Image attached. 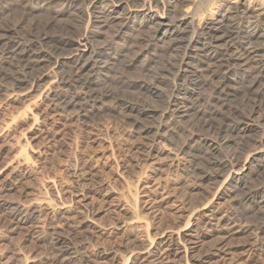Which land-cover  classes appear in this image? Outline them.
I'll use <instances>...</instances> for the list:
<instances>
[{
    "label": "bare ground",
    "instance_id": "6f19581e",
    "mask_svg": "<svg viewBox=\"0 0 264 264\" xmlns=\"http://www.w3.org/2000/svg\"><path fill=\"white\" fill-rule=\"evenodd\" d=\"M16 10H20L17 11L20 15L15 13ZM36 10H42L49 16L45 23L42 21L43 25L32 17ZM13 11L20 16L18 21H12ZM64 16L78 24L72 22L69 25L66 18L63 20ZM0 23L7 24L0 29V97L16 93L20 98L22 92H26L28 97L35 94L40 100L51 101L63 110L75 111L83 120L102 111L112 112L130 124L132 129L151 119L149 125L145 122L142 125V133L150 138L151 147L167 142L175 144L177 122L186 120L190 130L185 125L180 131L189 132L188 139L186 133L183 136L178 134L187 140L178 139L179 142H176L178 151L187 158L185 167L201 183L214 185L219 188L218 191L224 190L221 195L233 202L234 223H241L248 217L257 218L253 226L256 237L247 247L252 252L260 251L264 259V183L257 186L251 184L253 178L264 174V0H0ZM58 24L62 25V32H70L76 27L79 29L72 38H49L48 29ZM147 31L152 33L150 40L144 39L153 41V47L163 44L168 46L163 51L165 54H174L175 57L168 54L172 56L171 61L168 60L171 63L165 61L170 73L174 72V77L168 81L169 74L165 75L167 78H161L153 76L156 73L152 72L154 78L151 82L150 76L149 83L145 80V84L137 86L146 93L157 94L161 100V109L155 107L142 112L135 106L136 103L122 106L126 100L118 98L116 91L99 89V85L104 83L109 86L108 77L102 82L94 80L99 71H106L109 76L116 75L115 72L110 73L117 69L123 53L135 51V54L131 52L135 56L132 59L140 57L145 45L138 44L142 52L136 53L138 50L134 49L138 41L133 36H144ZM139 38V41L142 40V37ZM51 42L54 46L50 45L49 51L41 49ZM147 47L150 48V45ZM59 51L64 54L56 55ZM17 65L21 69L13 72L15 66L19 67ZM145 65L140 68H145ZM124 67L127 66L122 67L123 72ZM6 68H11L12 73H7ZM162 85L169 87L170 92L158 89ZM115 96L113 105L106 107L105 101ZM32 114L38 121L39 114L33 111ZM200 131L204 133L199 134ZM202 155L208 158L203 168L197 165ZM22 156L25 161L30 160L26 146ZM78 168L76 164L72 170L73 176L79 180ZM53 185L60 197L57 184ZM13 190L11 184L0 186V223L3 229H0V264H9L4 262L6 255L1 240L10 235L16 226L28 232V226L41 221L43 226L36 234L42 235L37 237L47 245L48 256L42 259L36 252L39 250L29 249L32 245H27L30 251L26 250L27 247L21 248L19 262L13 264H65L72 260L78 264L96 263L94 258L85 256L81 251L91 237L72 226L68 218L56 210L58 203L53 197L40 198L37 202L16 201L8 198ZM83 198H87L84 192ZM211 201L205 205L208 206ZM44 204L47 208H55L53 219L48 216L43 218ZM228 217L231 218L230 215ZM194 218L191 214L183 224L175 222L177 225L169 227L163 234L168 241L167 250L170 248L177 254L183 245L187 264H191L190 250L183 231L192 225L196 227ZM146 224L149 230V222ZM148 238L151 247H143L135 239L130 242L129 238L124 257L130 260L136 251H146L151 255L154 237L148 235ZM96 255L101 258L110 256L105 250ZM204 256L202 260L210 259L211 254L209 252Z\"/></svg>",
    "mask_w": 264,
    "mask_h": 264
},
{
    "label": "rangeland",
    "instance_id": "374dc122",
    "mask_svg": "<svg viewBox=\"0 0 264 264\" xmlns=\"http://www.w3.org/2000/svg\"><path fill=\"white\" fill-rule=\"evenodd\" d=\"M17 11L20 10L15 11L16 14H19L20 12ZM15 13L13 16L16 15ZM19 15L15 16L16 19L12 16V21L20 19ZM47 16L48 14L42 10H36L32 17H35L37 23L42 21L45 23L49 19ZM65 18L66 21H69V25L72 24L71 19L69 20L67 16H64L63 20ZM74 23L78 24L77 22ZM0 24V29H4L2 26L7 25L5 23ZM32 26L35 27L34 24ZM28 27L29 25L26 28ZM77 29L79 28L76 27L71 30L72 32H62V25L58 24L52 29H48L47 35L55 40L61 37L72 38L76 35ZM148 32H144V36L136 34L138 38L142 37L140 41L134 37L135 35L133 36L138 41L135 43L137 45L134 50H138L136 53L142 52L141 46L150 45V48L143 47L144 53L140 57H136L135 60L132 59L135 58V51H131L134 54L131 52L123 53L122 60L119 59L120 62L118 61L117 72L113 70L110 73L111 75L115 72L116 75H111V77L106 71H101V73L99 71L94 80L102 82L108 77L109 86L104 83L99 85V89L116 91L118 98L120 96V98L122 97L121 100H126L122 106L127 107V105H135L136 103L135 106H138L142 112L146 109L160 108L161 100L157 94L146 93V91L139 90L137 86L149 83L150 76L152 77L150 82L155 75L163 78L169 74L168 78L165 76L168 81H172L174 77V72L170 73L169 67H166L167 63H171L170 57H175L174 54L168 52L165 56L163 51L168 46L159 44L160 47H153L155 46L153 41H149V44L148 40L144 39L150 40L149 36L152 33L149 34L151 31ZM52 44L51 42L47 46L44 45V48L41 49L49 51L51 46H54ZM62 52L59 51L56 55L64 54ZM129 58L133 61L129 62ZM125 60L127 61L126 64L124 63ZM142 64L146 67L140 68L143 66ZM125 65L127 67L123 68L124 73L122 67ZM157 67L161 68V71ZM127 68L129 70L125 71ZM151 68L154 70L156 68V72L153 69L150 71ZM7 69H5L7 73H12V70L13 72L15 69L18 71L21 67L15 66L12 70L11 68ZM118 71L123 72V74ZM161 72L162 74H160ZM112 79L114 82L118 81V83L115 82L118 87ZM82 80L86 81L87 78H82ZM78 85L76 86L79 89ZM158 89H167V93L170 90L165 85H162L161 88L159 86ZM101 90L99 91L102 92ZM25 93L22 92L20 98L17 97L16 93L0 97V186L7 187L11 184L14 190L11 191L8 198L17 199L16 201L31 202L32 200V202H37L40 198L53 197L58 203L56 210L64 217L66 216L72 226L83 230L85 235L91 237V241L81 251L85 256L94 258L95 264H126L127 262V264H132V262L136 264H187L183 245L180 246L177 254L170 251V248L167 250L168 241L163 234L166 230L168 231L169 227L183 224L191 214L195 217L193 222L197 228L192 225L183 231L184 240L186 239L190 250L189 260L191 264H264V259L260 256L261 252H252L247 247L256 237V229L253 226H255L257 218L248 217L241 223H234L233 202L229 197L221 195L224 190L218 191L219 188L214 185L201 183L195 174L187 166L185 167L187 158L178 151L176 142H179L178 139H188L187 133L189 132L180 131V128L184 129L185 125V128L189 129L186 120L177 122L175 134L178 133L183 136L186 133L187 139L185 136L182 138L177 134L174 138L177 140L173 139L175 144L167 142L151 147L150 138L142 133L144 124L149 125L152 122L151 119L150 121L149 119L145 120V123L142 122L139 127H133L134 129L117 114L107 111V113L105 111L100 114L96 113L91 117L92 119L83 120L75 111L63 110L51 101L40 100L35 94L28 97ZM115 98L116 96L105 101L108 106L104 105L110 107ZM128 99L132 102H129ZM136 99H139V103ZM32 111L39 114L38 121H35ZM201 133L203 134L204 131L199 132V134ZM25 146L30 155L28 162L22 156ZM199 158L197 165L203 168L208 158L206 155ZM76 164L79 166V180L73 176L72 169L76 167ZM178 165L179 167H177ZM258 178H253L251 184L257 186L264 183V174ZM54 183L57 184L60 197L55 185H53ZM217 191L218 195L214 197ZM83 192L87 194V198H83ZM210 200H212L211 204L205 205ZM43 207V211H46L43 213V218L48 216L53 219L55 208H47L46 204ZM229 215L232 219L228 217ZM148 222L149 230H147L146 224ZM197 224L199 225L197 226ZM35 225L28 226V232L24 228L16 226L10 235L1 240V244L4 242L2 250L5 249L4 254L6 255L4 262L9 264L19 262L18 259L22 255L20 249L23 247L26 249L27 245L29 247L32 245L29 249L39 250L40 252H36L40 254L42 259L48 256L47 245L38 239L42 235L36 234V231L39 232L40 227L43 226V222ZM0 229H2L1 223ZM148 235L154 237L152 239L154 246L150 249L153 251L151 255H148L146 251H136L130 260L124 257L127 255L125 251L127 244L134 239L136 242L138 241L139 245L148 246L150 244ZM149 247L151 246L149 245ZM165 248L166 250H164ZM29 249L27 247L26 250L30 251ZM104 250L110 256L101 258L96 255ZM209 252L211 254L210 259L202 260L205 258L204 255ZM115 253L118 255L115 256ZM75 262L72 260L65 264H78Z\"/></svg>",
    "mask_w": 264,
    "mask_h": 264
}]
</instances>
